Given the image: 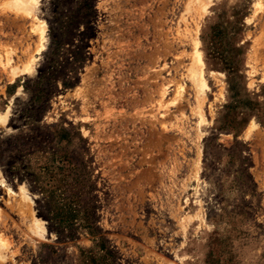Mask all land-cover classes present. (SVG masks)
I'll return each mask as SVG.
<instances>
[{
  "label": "rangeland",
  "instance_id": "obj_1",
  "mask_svg": "<svg viewBox=\"0 0 264 264\" xmlns=\"http://www.w3.org/2000/svg\"><path fill=\"white\" fill-rule=\"evenodd\" d=\"M13 2L0 0V264H264V0ZM51 191L78 199L96 236L52 230Z\"/></svg>",
  "mask_w": 264,
  "mask_h": 264
},
{
  "label": "trees",
  "instance_id": "obj_2",
  "mask_svg": "<svg viewBox=\"0 0 264 264\" xmlns=\"http://www.w3.org/2000/svg\"><path fill=\"white\" fill-rule=\"evenodd\" d=\"M65 132V131H63ZM62 138H65L64 133H61ZM47 204L45 217L48 219L51 229L59 236H68L76 238V232L82 228L92 236H96L98 230L94 224V216L85 208H81L78 204V199H72L66 196L65 193L54 194L53 191L45 195ZM80 221V225L76 222ZM68 231V232H67ZM104 239L100 238L99 247L105 248Z\"/></svg>",
  "mask_w": 264,
  "mask_h": 264
},
{
  "label": "bare ground",
  "instance_id": "obj_3",
  "mask_svg": "<svg viewBox=\"0 0 264 264\" xmlns=\"http://www.w3.org/2000/svg\"><path fill=\"white\" fill-rule=\"evenodd\" d=\"M38 1L39 0H14L12 6L17 11H23V12L29 14L33 10L34 5H36V2H38ZM193 1L201 2L202 0H193ZM208 1H210L211 3L216 1V3H217V2H220L222 0H208ZM209 65L210 64L206 61V56H205L204 50L201 49L200 46L198 45L196 47L195 55L193 57V65L191 66L189 71H190V77L193 80V82L195 83L197 91L200 93V95H202L204 93V88L207 87V85L209 83L207 75L208 74L211 75V73L213 72V70H211ZM34 69L35 68L33 65H31V64L26 65L19 71V73L29 75V74H32L34 72ZM182 93H183V90H182V86L180 85L177 88V95L175 98L177 99V97L179 95L181 96ZM174 100H173V102H174ZM8 113H6V114L0 113V121L5 122L7 120ZM38 225H39V223H38ZM38 229L42 230L44 228L41 229V225H39Z\"/></svg>",
  "mask_w": 264,
  "mask_h": 264
}]
</instances>
